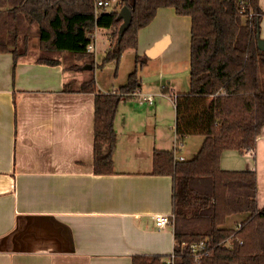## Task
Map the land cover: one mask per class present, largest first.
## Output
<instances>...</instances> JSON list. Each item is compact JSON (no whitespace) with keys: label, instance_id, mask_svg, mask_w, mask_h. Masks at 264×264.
I'll list each match as a JSON object with an SVG mask.
<instances>
[{"label":"crops","instance_id":"0c3cea01","mask_svg":"<svg viewBox=\"0 0 264 264\" xmlns=\"http://www.w3.org/2000/svg\"><path fill=\"white\" fill-rule=\"evenodd\" d=\"M259 3L264 11V0ZM7 9L0 4V19ZM163 13L173 18L168 11ZM174 14L191 29L189 16L175 10ZM28 26L26 22L18 38L17 47L26 54L19 56L15 71L13 53L0 52V264H132L136 254L171 255L174 229L158 227L155 216L173 211V177L152 170L154 151L172 149L175 124L174 134L168 135L159 124L155 106L170 98L162 94L163 86L180 91V76L184 72L190 76V61L185 60L180 69L150 66L148 62L164 51L167 41L154 57L146 54L149 60L139 73L140 92L154 95L155 104L149 105L142 96L121 101L115 121V172L96 174V93L64 91L69 82L77 88L90 71L88 67L69 70L64 62L37 63L38 30L33 38ZM111 32L107 33L108 47ZM260 37L264 38V15ZM6 40L7 31L0 35V42ZM152 43L146 50L161 45V38L154 35ZM161 77L167 80L160 85ZM188 79L184 91L190 88ZM116 90H105L97 82L96 92ZM221 166L255 170L257 202L260 208L264 206V126L254 152L227 150Z\"/></svg>","mask_w":264,"mask_h":264},{"label":"trees","instance_id":"16d2710c","mask_svg":"<svg viewBox=\"0 0 264 264\" xmlns=\"http://www.w3.org/2000/svg\"><path fill=\"white\" fill-rule=\"evenodd\" d=\"M6 11L7 40L0 52H12L13 71L20 55L18 38L26 21L37 24L39 64L59 65L63 55L75 59L69 70L90 71L77 88L65 92H93L95 98L94 171L115 172L118 143L115 121L123 99L141 90L139 64L115 92H96L95 68L119 63L125 50L137 48L139 32L163 7L191 19L190 88L162 94L175 105V133L180 140L204 136L191 159L178 160L173 148L153 153L156 175L173 177L174 251L171 255L136 254L132 264H264V206L257 202V174L253 169H224V152H254L264 126V51L258 46L264 15L259 0H120L133 13L120 42V10L96 14V0H0ZM98 28L111 29V46L99 64L87 50ZM139 63V60H137ZM245 218L228 226L232 216ZM206 242L199 261L192 244ZM173 259V260H172Z\"/></svg>","mask_w":264,"mask_h":264},{"label":"rangeland","instance_id":"374dc122","mask_svg":"<svg viewBox=\"0 0 264 264\" xmlns=\"http://www.w3.org/2000/svg\"><path fill=\"white\" fill-rule=\"evenodd\" d=\"M174 8L172 7H164L163 10L159 12V15L157 19L154 18V20L145 28L141 29L139 34V44L137 48H130L124 51L121 60L119 63H116L115 61H110L105 63L103 66H97L95 68V76L97 82H99V85H101L105 90H112L113 89H119L121 86L125 85L128 81V76L131 72H133L136 67L139 64V73L140 70L145 65V60H149V50H146L148 46H151L152 40L154 38V35L157 34L159 38H161V44L166 43V47L164 48V51L158 55L156 59L150 60L148 64L150 66H156L155 69L160 70H170L175 68V66L179 67V69L184 66L185 60L190 61V57L188 59V56H190V25L186 24V22H179L177 18L174 16ZM164 11H168L171 15H173V18L169 17L167 14H164ZM1 17V16H0ZM189 19V18H187ZM29 23L28 26V33L33 38L35 37V29L38 30L37 24L30 23L28 20L26 21ZM35 25V26H34ZM7 31L6 27V15L0 19V35L5 34ZM97 33L95 35L94 43L96 44V51L95 56L96 60L99 64L103 63V60L109 50L108 45L110 44L108 39V31L107 28H98ZM174 34L172 38L174 39L173 43L170 41V37H168V34L170 35ZM168 39V40H167ZM32 42V40H31ZM164 45V44H163ZM39 53V52H38ZM187 53V59L185 58V55ZM147 54V55H146ZM63 60L65 64H68V66H71L75 64V59L71 58L68 54L63 55ZM137 60H139V63H137ZM137 65V66H136ZM73 70V69H72ZM76 71V70H74ZM184 72V71H183ZM157 76V75H155ZM188 77H190L188 75ZM186 73H182L180 76L181 80V88L180 91H184V86L188 87L187 81H189ZM145 78H149L145 76ZM162 78V77H161ZM158 78L159 84L161 85L163 82V79L167 80V77L165 78ZM152 80V78H149V80ZM76 85V83H75ZM153 88H156V86H153ZM107 93V92H104ZM149 104V103H148ZM147 104V105H148ZM150 105V104H149ZM148 105V106H149ZM153 106V105H151ZM155 106V105H154ZM156 107L157 117L159 119V124L163 128H165L168 135L174 134V124L176 120V110L174 102L170 98H163L162 101ZM151 116H155L153 113L149 112ZM172 127V130L170 131V127ZM176 134V133H175ZM175 137V135H173ZM204 139V136L202 135H189L187 136L184 141V148H183V156L185 159H191L195 156L193 155V152H196L200 149L198 147V144ZM174 144V143H173ZM173 148V145H172ZM115 157V156H114ZM231 169V168H230ZM245 218L244 214H239L232 216L228 220V226L232 227L235 226V220L241 221Z\"/></svg>","mask_w":264,"mask_h":264},{"label":"built area","instance_id":"2783aa9c","mask_svg":"<svg viewBox=\"0 0 264 264\" xmlns=\"http://www.w3.org/2000/svg\"><path fill=\"white\" fill-rule=\"evenodd\" d=\"M120 0H96V14L99 15L100 13L104 12V10H112L114 7L119 3ZM87 50L89 52L96 51V44L94 41L89 44ZM141 91V90H140ZM138 91L135 93V96H142L143 101L148 102L150 105L155 104V97L154 95H143L141 92ZM184 148V141L178 139L177 135L175 136L173 150L175 153V158L178 160H184L185 157L182 155ZM156 225L160 228H164L166 226L174 225V215L171 214H158L155 216ZM206 249V242L200 241L198 243L192 244V251L195 255V260L199 261L202 257L204 250ZM173 260V259H172Z\"/></svg>","mask_w":264,"mask_h":264},{"label":"water","instance_id":"95a60500","mask_svg":"<svg viewBox=\"0 0 264 264\" xmlns=\"http://www.w3.org/2000/svg\"><path fill=\"white\" fill-rule=\"evenodd\" d=\"M120 18H122L123 22L120 26V34H119V39L118 42L121 41L124 32L130 27L132 19H133V13L132 10L130 9V7H128L127 5L123 6L120 10L119 13ZM161 45H157L154 49L149 51V57H154L156 52L159 50V48L162 46ZM258 46L261 50L264 51V38L259 37L258 40ZM88 68H91V66H89Z\"/></svg>","mask_w":264,"mask_h":264}]
</instances>
